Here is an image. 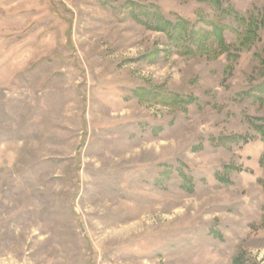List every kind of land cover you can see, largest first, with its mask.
<instances>
[{"label":"rangeland","instance_id":"rangeland-1","mask_svg":"<svg viewBox=\"0 0 264 264\" xmlns=\"http://www.w3.org/2000/svg\"><path fill=\"white\" fill-rule=\"evenodd\" d=\"M0 264H264V0H0Z\"/></svg>","mask_w":264,"mask_h":264},{"label":"trees","instance_id":"trees-1","mask_svg":"<svg viewBox=\"0 0 264 264\" xmlns=\"http://www.w3.org/2000/svg\"><path fill=\"white\" fill-rule=\"evenodd\" d=\"M172 27H173V29L175 30V31H181V33L182 34H186V35H188V33H186V30H185V28L183 27V25L182 26H180V25H178V24H173V25H171ZM189 36V35H188Z\"/></svg>","mask_w":264,"mask_h":264},{"label":"bare ground","instance_id":"bare-ground-1","mask_svg":"<svg viewBox=\"0 0 264 264\" xmlns=\"http://www.w3.org/2000/svg\"><path fill=\"white\" fill-rule=\"evenodd\" d=\"M139 214H137L136 216H138ZM131 216V215H130Z\"/></svg>","mask_w":264,"mask_h":264}]
</instances>
